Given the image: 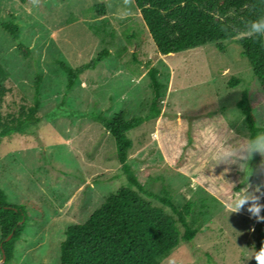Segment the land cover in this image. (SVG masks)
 Segmentation results:
<instances>
[{
  "label": "rangeland",
  "instance_id": "obj_1",
  "mask_svg": "<svg viewBox=\"0 0 264 264\" xmlns=\"http://www.w3.org/2000/svg\"><path fill=\"white\" fill-rule=\"evenodd\" d=\"M101 2L103 15L93 9ZM8 19L18 26L19 37L0 28V68L9 72L0 111L5 116L21 104L32 105L40 75L37 114L42 118L26 134L0 138V190L6 204L21 207L25 215L8 264H60L64 230L83 223L106 196L129 185L113 139L92 116L146 115L151 67L163 84L161 114L128 132L127 162L147 191L159 194L165 185L175 202L194 201L200 226L192 241H180L159 264L170 259L255 264L264 220L248 211L252 201L239 211L228 206L246 193L264 205V153L256 161L259 180L249 178L239 193L234 187L251 156L213 159L219 147L248 141L236 107L243 91L264 133V94L234 39L222 42L224 51L211 42L159 54L133 0H0V22ZM18 44L27 48L26 56ZM104 48L110 55L83 71L67 91L57 61L78 67ZM232 79L240 82L231 87ZM208 128L215 130L214 141L201 135Z\"/></svg>",
  "mask_w": 264,
  "mask_h": 264
},
{
  "label": "trees",
  "instance_id": "obj_2",
  "mask_svg": "<svg viewBox=\"0 0 264 264\" xmlns=\"http://www.w3.org/2000/svg\"><path fill=\"white\" fill-rule=\"evenodd\" d=\"M133 3L159 54L176 53L211 42L218 50L224 51L222 42L234 39L264 94V34L247 30L253 21L264 17V0H133ZM93 9L100 15L105 13L102 2L94 4ZM0 28L14 39L19 37L18 26L9 19L1 21ZM18 50L24 56L28 54L27 48L21 44H18ZM109 55L104 48L78 67L57 61L65 74L67 91L83 71L95 68ZM147 75L152 97L146 115L129 117L120 111L109 118L92 116L113 139L117 161L122 165L129 185L106 196L83 223L70 225L64 230L59 247L60 264H159L180 241H192L199 232L194 201L175 202L170 188L165 185L159 194L147 191L127 162L132 147L128 132L161 114L163 84L158 79V70L151 67ZM8 76L9 72L0 68V104L7 92L4 81ZM40 80L37 75L32 105L21 104L13 114L5 116L0 111V138L26 134L32 126L40 123L42 118L37 114ZM239 82L232 79L230 85L235 87ZM236 107L244 118L248 139L259 134L262 128L257 125L247 91H243ZM257 160L258 152L246 159V170L240 173L235 193L240 192L249 178L259 180ZM147 197L156 199L160 205H153ZM5 199L0 190V259L3 251V264H8L14 257V245L25 228V215L21 207L8 205ZM262 245L264 237L257 241L256 250Z\"/></svg>",
  "mask_w": 264,
  "mask_h": 264
},
{
  "label": "clouds",
  "instance_id": "obj_3",
  "mask_svg": "<svg viewBox=\"0 0 264 264\" xmlns=\"http://www.w3.org/2000/svg\"><path fill=\"white\" fill-rule=\"evenodd\" d=\"M247 30L255 34H264V17H260L253 21ZM201 135L214 141L216 134L214 129L208 128L207 131L202 130ZM254 152L264 153V133L251 137L244 144L236 146L223 145L219 147L217 151L213 153V159L217 162H225L235 157L238 153L251 156ZM259 199L260 197L257 195H249L246 193L235 199L228 207L234 211H239L241 206L245 205L247 201H252V203L248 204V211L256 216L257 219L264 220V216L260 215V209L264 207V205L257 202ZM252 257H254L257 264H264V245H262L259 250H256ZM169 264H175V262L170 259Z\"/></svg>",
  "mask_w": 264,
  "mask_h": 264
},
{
  "label": "water",
  "instance_id": "obj_4",
  "mask_svg": "<svg viewBox=\"0 0 264 264\" xmlns=\"http://www.w3.org/2000/svg\"><path fill=\"white\" fill-rule=\"evenodd\" d=\"M9 237H10V236H9ZM9 237H8V238H9ZM4 261H5V254H4V252L2 251V258H1L0 264H3Z\"/></svg>",
  "mask_w": 264,
  "mask_h": 264
}]
</instances>
